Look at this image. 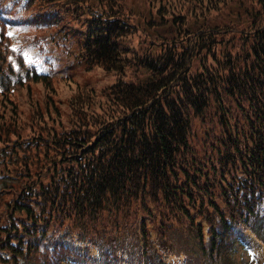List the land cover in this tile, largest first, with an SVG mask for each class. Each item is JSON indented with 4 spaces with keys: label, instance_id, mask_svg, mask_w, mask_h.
I'll return each mask as SVG.
<instances>
[{
    "label": "trees",
    "instance_id": "obj_1",
    "mask_svg": "<svg viewBox=\"0 0 264 264\" xmlns=\"http://www.w3.org/2000/svg\"><path fill=\"white\" fill-rule=\"evenodd\" d=\"M35 22L116 82L77 85L67 122L0 116V264H230L242 229L264 242V0H0V107L72 81L24 63Z\"/></svg>",
    "mask_w": 264,
    "mask_h": 264
},
{
    "label": "rangeland",
    "instance_id": "obj_2",
    "mask_svg": "<svg viewBox=\"0 0 264 264\" xmlns=\"http://www.w3.org/2000/svg\"><path fill=\"white\" fill-rule=\"evenodd\" d=\"M50 30L41 29L37 32L38 38L44 43V50L31 52V56L35 60L34 65L42 73L70 77L72 81L68 82L55 78L54 83L56 92L53 93L45 91L40 84L30 83L29 93H27L25 89L16 90L15 94L9 99L10 102L0 107V116L8 117V127L14 124L11 123V125H8V123L12 121L9 116L12 115H16L15 119H17V122L15 124L18 130H23L26 126H30V122L28 121L29 118L32 117L31 111L34 107H37L48 120L51 113H48L44 108V105L47 103H50V106L52 105L51 109L53 112L54 108L58 109L61 118L66 120L67 116L68 120L69 103L74 93L77 92V85H79V88H86L89 91L93 90L94 94L97 95V93L102 92V90L116 82V77L112 73L105 72L99 68H93L90 71L86 70V67L83 65L70 62L69 59L58 54L57 51L53 50L50 46H46L43 39L47 41L45 35ZM35 31L36 29H29L28 34H35ZM46 31L48 32L45 33ZM9 103L12 105H9ZM12 108H14L17 113L13 114ZM258 254L261 259L260 263L262 262L261 264H264V249L258 250ZM231 262L230 264H252L249 262L244 251L239 250V248H234L232 250Z\"/></svg>",
    "mask_w": 264,
    "mask_h": 264
}]
</instances>
